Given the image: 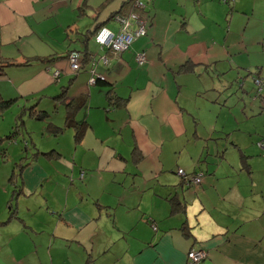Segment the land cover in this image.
<instances>
[{
	"label": "crops",
	"instance_id": "1",
	"mask_svg": "<svg viewBox=\"0 0 264 264\" xmlns=\"http://www.w3.org/2000/svg\"><path fill=\"white\" fill-rule=\"evenodd\" d=\"M118 11L146 17L147 33L115 55L91 40L101 24L118 30ZM263 40L264 0H0V55L57 57L0 71L28 133L17 127L0 159V264H191L201 247L199 264H264V104L220 102L245 69L264 78ZM73 49L87 54L63 79ZM33 101L50 120L31 114Z\"/></svg>",
	"mask_w": 264,
	"mask_h": 264
},
{
	"label": "rangeland",
	"instance_id": "2",
	"mask_svg": "<svg viewBox=\"0 0 264 264\" xmlns=\"http://www.w3.org/2000/svg\"><path fill=\"white\" fill-rule=\"evenodd\" d=\"M231 1V0H230ZM236 32V37L239 38L240 37V34H239V29H236L235 30ZM162 33H163V30H160L159 31V35L162 36ZM92 42L96 41L95 37L94 39L91 40ZM264 41V40H263ZM264 44V42H262ZM98 44V43H97ZM99 45V44H98ZM76 47H79V46H76ZM129 50V49H128ZM127 51V50H126ZM82 53V52H81ZM86 55L82 54V58L80 60V67L77 69V71H81L80 69L82 68L83 66V62H84V59H85ZM101 56H98L97 57V54H93L91 55V59L93 61V59H99ZM147 58H148V55H147ZM149 60V58L147 59ZM60 61L64 62V65L63 67H61V70H62V77L63 79H65L69 73H71L72 70L71 69V64L70 66H66V63H68L66 61V59H60ZM59 62V61H58ZM94 62V61H93ZM95 63V62H94ZM108 69H110V67L112 66V62L111 64H107L106 65ZM256 69V68H255ZM253 69V70H255ZM60 70V69H59ZM241 72L242 70L239 69ZM253 70L251 69H245L244 72L245 74L244 75H240V77H238V81H236V79H234L233 81L231 82H234V85L228 89V88H225V86L222 87L223 90H221V93H222V98L220 100V102H224L226 100H228V103H226L227 106H231V107H237L240 103V101L242 100V102L246 101L247 100V96H256L257 94V84L255 83V80H253V75H251V72H253ZM79 76L77 78V83H79L81 80H82V75L83 74H89L87 71L86 72H79ZM138 72L136 71H133L128 77L130 79H133L136 74ZM224 73V72H223ZM223 73H217L215 75H210L208 78L209 79H214V78H222V75ZM142 75H140L139 78H143L144 76H146L145 74L141 73ZM150 75L153 74V72H149ZM261 77V76H259ZM262 80H263V93H264V78L261 77ZM235 82L238 83V85H235ZM193 85V84H192ZM244 87L247 89V91L244 90ZM256 87V89H255ZM200 94H202L200 92ZM203 95V94H202ZM260 97L262 98V101H263V104H264V95L261 94ZM44 104H48V102H45V103H40L41 106H44ZM53 110V107L51 108ZM22 112H23V103H18V102H15L13 105H11L9 108H7V113L5 115V117L3 116L1 118V121H0V130L1 132H3L2 136H5L7 134H10L12 131L14 132L15 130V126L16 125H19L23 128V124H22V120L20 119L21 115H22ZM54 114L56 115L55 117L59 116V113L58 112H54ZM18 118V119H16ZM222 118H223V113H222ZM19 120V121H18ZM18 121V122H17ZM36 122V121H35ZM35 122H32V124H29V126L31 127H34L36 132L35 133H32L33 135V140L36 142H42V139H45V141L48 139L49 136L47 135H44L42 133V129L39 128L38 124H36ZM24 130V128L22 129ZM25 133L28 135V133L26 132V130H24ZM12 132V133H13ZM30 137V136H29ZM28 137V138H29ZM18 138L20 140V142L15 143L14 145H17V148H25V145L22 143V134H19L18 135ZM30 139V138H29ZM44 141V142H45ZM8 143V139H4L3 141H0V146H1V151H0V159L2 160H5V156L3 155L2 151L3 150H7V144ZM22 143V144H21ZM2 145H4V147H2ZM42 145V144H41ZM41 145H38V146H41ZM49 149V148H48ZM47 150V149H45ZM4 152V151H3ZM10 156H8L9 158ZM11 196V195H10Z\"/></svg>",
	"mask_w": 264,
	"mask_h": 264
},
{
	"label": "built area",
	"instance_id": "3",
	"mask_svg": "<svg viewBox=\"0 0 264 264\" xmlns=\"http://www.w3.org/2000/svg\"><path fill=\"white\" fill-rule=\"evenodd\" d=\"M137 6H144L142 1H135ZM145 18L143 15L138 13H133L132 17L125 18L120 17V21L122 23L121 30L119 32H115L110 28L104 26L100 29L98 34L96 35V42L102 46H106L110 49L112 54H120L123 51H126L132 43L140 38L141 36L147 33V29L145 28ZM137 22L138 25L135 28H132L134 22ZM104 61L109 62L108 55H104ZM82 58V53L78 50H72L69 54V63L71 64V68L74 71L80 67V60ZM136 60L139 63H143L146 61V55L144 51H140L136 54ZM93 61H97V59H93ZM61 74V71L55 70L54 76L57 78ZM100 76L98 74L91 77V81L95 82L96 78ZM255 83L257 84V94L256 96H260L263 93V80L259 76L254 77ZM178 174L183 178L184 182L191 184H199L202 181L203 172H188L184 168H179ZM154 229L157 228L155 224H153ZM208 255V252L205 249H190L188 251V257L190 263H201Z\"/></svg>",
	"mask_w": 264,
	"mask_h": 264
},
{
	"label": "trees",
	"instance_id": "4",
	"mask_svg": "<svg viewBox=\"0 0 264 264\" xmlns=\"http://www.w3.org/2000/svg\"><path fill=\"white\" fill-rule=\"evenodd\" d=\"M119 12V11H118ZM116 13L117 12H115V13H113V15H112V18H114L115 17V15H116ZM130 13V12H129ZM129 13H127V14H129ZM102 25V24H101ZM100 26V25H99ZM99 26H97L96 27V29L99 27ZM96 29H95V31H96ZM146 29H147V27H146ZM95 33V32H94ZM131 47V46H130ZM130 47L128 48V49H130ZM127 49V50H128ZM73 50H76V49H73ZM72 51V50H71ZM71 51H69L68 52V54H67V57H69V54H70V52ZM78 51H80V52H82V54L84 55H86L87 54V52L86 51H82V50H78ZM145 52V51H144ZM137 54V53H136ZM145 55H146V61L145 62H143V63H139L137 60V63L138 64H145L146 62H147V54H146V52H145ZM136 57V56H135ZM0 71H3V72H5L9 67H12V66H27L28 64H33L34 63V61H33V59L35 60L36 59V61H42V62H44V61H46V59H51V58H57V57H51V56H36V58H30V59H26V60H24V61H21V62H18V61H16V60H14V59H12V58H5V57H2L1 55H0ZM69 60V59H68ZM188 68H190L189 66H187ZM72 69V68H71ZM56 70H58V69H56ZM61 71V70H60ZM74 72H78V71H74ZM60 77V76H59ZM59 77H57V79H59ZM92 83H105V84H107V85H111V83L110 82H108L107 80H106V78L105 77H103V76H98L97 78H96V80H95V82H92ZM67 86H65V87H63V88H66ZM109 90L110 91H112V88H109ZM64 91H65V89H62V92L60 93V94H63L64 93ZM263 94V93H262ZM111 98H113V96L111 95ZM15 101V98H8V99H6V98H3L2 97V95L0 94V120H1V118L3 117V114H4V112L7 110V108H9L12 104H13V102ZM79 103H81V102H79ZM76 105H77V103H76ZM70 106H71V108L72 107H75L74 106V103L73 104H70ZM29 108H31V114L32 115H34V116H36V117H38L39 119H46V118H48L49 119V117H50V114H49V112L47 113L46 111H41L40 110V108H38V106H36V101H33L31 104H30V106H29ZM72 109H75V108H72ZM50 120V119H49ZM52 123H50V124H48V127H51V128H48L47 129V131H49V132H52V129H53V127H54V124H52ZM66 126H74V127H76V137L78 138V139H80L81 137H82V134H83V126H80L79 124H77L75 121H74V119H73V113L70 111V109H69V112H68V116H67V122H66ZM17 127H19V125H16L15 126V130L17 131ZM60 129H62L63 130V127H60ZM15 130H14V132H15ZM13 132V131H12ZM11 132V134H7V135H5V136H2V135H0V141H3L4 139H8L9 140V138L10 137H12V135H13V133ZM51 152H53V150H51L50 151V153L49 152H45V153H47L48 155H51ZM12 177V176H11ZM14 193L15 194H18L19 193V189L16 187L15 189H14ZM8 206H9V208H11L10 209V213H11V215L13 216V215H15L16 214V209L12 206V203L10 202V200H9V202H8ZM178 209V207H174V210H177ZM152 224H153V222H152ZM193 249V248H192ZM196 249H198V248H196ZM199 249H204L203 247H201V248H199ZM204 261V260H203ZM202 261V262H203ZM189 262H190V260H189ZM191 264H195V263H191ZM196 264H199V263H196Z\"/></svg>",
	"mask_w": 264,
	"mask_h": 264
},
{
	"label": "bare ground",
	"instance_id": "5",
	"mask_svg": "<svg viewBox=\"0 0 264 264\" xmlns=\"http://www.w3.org/2000/svg\"><path fill=\"white\" fill-rule=\"evenodd\" d=\"M133 13H134V12H130L129 14H124V13H121V12H117L114 18L116 19V21L119 22V28H118V30H114V29H112V28L106 26L105 24H102V25H100V26L96 29V31H95V33H94V37L96 38V35H97L98 32L100 31V29L103 28L104 26L110 28L111 30H113V31H115V32H119V31L121 30V27H122V23H121V21H120V17L129 18V17H132V14H133ZM134 24H135L136 26L138 25V23L135 21V22L133 23V25H132V28H135V27H136V26H134ZM145 28H146V24H145ZM99 46H100L101 48H103V49H107L108 51H110V49H109L108 47H106V46H102V45H100V44H99ZM110 52H111V51H110Z\"/></svg>",
	"mask_w": 264,
	"mask_h": 264
}]
</instances>
